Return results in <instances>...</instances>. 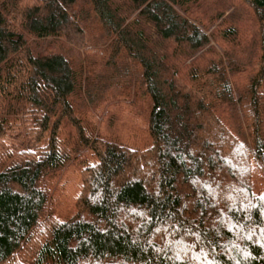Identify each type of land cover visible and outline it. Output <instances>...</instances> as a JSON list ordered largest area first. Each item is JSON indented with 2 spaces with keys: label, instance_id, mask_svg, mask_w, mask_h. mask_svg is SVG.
Segmentation results:
<instances>
[{
  "label": "trees",
  "instance_id": "16d2710c",
  "mask_svg": "<svg viewBox=\"0 0 264 264\" xmlns=\"http://www.w3.org/2000/svg\"><path fill=\"white\" fill-rule=\"evenodd\" d=\"M0 264H264V0H0Z\"/></svg>",
  "mask_w": 264,
  "mask_h": 264
},
{
  "label": "rangeland",
  "instance_id": "374dc122",
  "mask_svg": "<svg viewBox=\"0 0 264 264\" xmlns=\"http://www.w3.org/2000/svg\"><path fill=\"white\" fill-rule=\"evenodd\" d=\"M70 170L66 173V176L69 178V182H67L66 185H64L65 187V193L69 196L68 197V201L65 202V205H62L61 208L63 207H71L73 210V205L75 202H73V196H71L73 194V192H75V190H79V176L76 174L77 169H75L74 167H70ZM65 214V213H64Z\"/></svg>",
  "mask_w": 264,
  "mask_h": 264
}]
</instances>
